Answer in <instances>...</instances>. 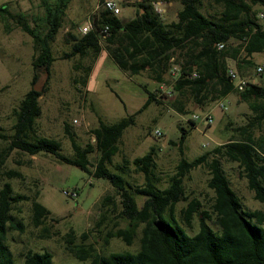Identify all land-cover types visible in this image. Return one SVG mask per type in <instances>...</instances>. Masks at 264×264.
Wrapping results in <instances>:
<instances>
[{"label": "trees", "instance_id": "trees-1", "mask_svg": "<svg viewBox=\"0 0 264 264\" xmlns=\"http://www.w3.org/2000/svg\"><path fill=\"white\" fill-rule=\"evenodd\" d=\"M176 1L180 8L176 21L169 24L161 22L147 0L138 2L143 11L126 22L101 9L91 13V28L86 33L66 31L65 39L70 48L62 55L63 58L75 57L71 82L78 91L86 84L103 42L105 52L116 67L130 75L146 71L157 84L165 83L171 63L177 64L180 75L172 82L170 92L175 95L172 107L180 114L189 111L185 107L186 100L203 107L232 92L247 104L252 114L244 125L232 128L225 142L190 160L183 154V142L196 123L188 118V128L179 126L176 141L166 140L177 146L179 159L164 187L158 186L159 178L154 174L152 148L131 160L123 157L122 163H113L123 130L133 124L134 116L149 103L158 102L156 95L144 86L146 98L135 111L110 123L98 120L91 128L94 143L81 145L64 124L72 151L70 155L60 152L57 139L36 133L35 119L41 112L38 97L46 87L55 59L51 43L64 23L69 0H42L41 14L33 17L11 11L6 3L0 4V22L4 30L18 27L30 37L33 50L31 84L38 74L46 75L42 88L36 91L30 87L11 110L13 122L9 136L0 134L8 143L6 151L0 152V178L1 175L20 177L17 170H3L7 150L17 149L29 155L49 153L95 179H105L113 188L118 198L117 217L124 220L125 225L105 230L101 237L104 244L116 237L130 245L139 227L135 251H115L107 255L85 243L84 232L80 235L81 242H73L74 234L69 230L64 238L65 248L84 264H264V144L253 134V127L264 120V84L257 81L237 92L227 76V59L234 61L240 74L247 75L255 65L252 55L264 53V21L258 14L260 9L264 10V0H214L220 6L216 14L201 11L204 0ZM105 25L107 31L101 37ZM218 42H223L224 47L217 49ZM174 52L175 57L170 56ZM193 71L194 77L185 76ZM92 153H95L93 160L89 156ZM222 160L237 164L253 199L260 203L259 207L243 206L222 168ZM201 164L209 170L207 186L213 192L204 209L197 198L184 195L182 183L187 173ZM130 165L141 173L140 184L126 177ZM136 196L142 197L140 205ZM113 198L111 194L99 198L96 228L112 212ZM21 200H30L31 223L34 227L42 225V235L49 234L44 222L55 220L36 196L30 198L15 193L9 181L4 180L0 185V264H16L7 243V232L10 229L22 231L21 222L12 214L14 205ZM180 200L185 202L179 209L182 221L174 215L175 204ZM194 215L198 217V228L188 234L182 223L189 227ZM19 255L21 264H54L51 252L46 249H26Z\"/></svg>", "mask_w": 264, "mask_h": 264}, {"label": "rangeland", "instance_id": "rangeland-1", "mask_svg": "<svg viewBox=\"0 0 264 264\" xmlns=\"http://www.w3.org/2000/svg\"><path fill=\"white\" fill-rule=\"evenodd\" d=\"M41 1L0 0V4L6 3L11 11L23 12L33 17L41 14L43 9ZM97 1L70 0L67 6L64 23L51 43L55 59L50 68L46 87L38 97L41 112L35 119L36 133L57 139L60 142V152L70 155L72 151L64 131V124L81 145L87 142L94 143L91 128L97 125L99 119L110 123L127 116L145 100L144 88L149 89L156 95L158 102L149 103L134 116L133 124L123 130L117 142L118 153L113 157V163H122L123 157L131 160L152 148L154 174L159 178L158 186L164 187L168 176L175 171L179 159L177 146L166 143V140L176 141L180 134L178 127L188 128L187 117L196 112V109L193 108L191 100L185 101V107L189 110L186 114H180L172 107L171 102L175 95L170 92L173 82L170 70L165 76L163 86L152 83L144 71L136 76L124 74L108 57L103 42L102 50L93 63L86 84L80 91L74 88L71 77L74 73L72 64L75 62V57H62L70 48L65 33L70 30L79 34L78 21L82 20L87 10L93 9ZM120 1V18L126 20L132 17L133 8L124 5V0ZM156 1L159 0H154L150 4L153 5ZM219 9V4L214 0H204L201 5V11L205 14H216ZM259 13L263 14L259 18L264 21V10L260 9ZM32 54L30 37L18 27L12 26L9 31H5L0 22V134L5 136H9L11 132L13 122L11 110L17 106L20 98L32 85ZM262 57L264 53L253 54L252 59L257 62ZM227 64L230 67L231 63ZM258 81L259 84H264V73L258 77ZM222 102L226 109H220L215 102L203 106L212 114L209 125L202 126L196 123L194 128L188 130L183 142V154L188 160L225 142L230 137L232 128L244 125L252 114L247 104L238 98L237 93H230L222 99ZM155 128L160 131V135L154 134ZM253 134L264 144V120L253 127ZM203 143L206 145L203 146ZM7 145V141L0 138V152L6 151ZM89 156L93 160L95 153ZM221 165L243 206L248 209L259 207L260 203L253 199L252 192L247 188L245 178L241 175L237 164L222 160ZM9 169L17 170L20 177L6 178L1 175L0 185L7 180L15 193L30 198L36 196L37 201L49 210L50 216L55 218L44 222L49 230L48 236H44L42 225L34 227L31 223L30 200H21L14 205L12 214L21 222L22 231L8 230L7 243L16 264L22 263L19 253L26 249L48 250L52 254L54 264H84L65 248L64 238L69 230L74 234L75 243L82 241L80 235L84 232L86 235L84 242L92 244L102 255L115 251L136 250L139 227L130 245H125L116 237L108 239L106 244L101 239L104 231L111 226L125 225V221L117 217L118 198L105 179H95L74 165L59 161L49 153L29 155L17 149L7 150L3 170ZM127 174L126 177L131 182L137 184L142 182L141 173L134 171L131 165ZM209 176L208 168L201 164L191 169L182 181L184 195L188 198H197L201 202L202 209L207 208L213 195L212 190L207 186ZM73 188L77 193L75 197H67L62 193ZM103 194L113 195L115 204L108 219L96 228L94 221L98 212L97 203ZM136 201L140 205L142 197L136 196ZM184 204L182 200L175 204L174 215L178 220L181 219L179 209ZM209 224L214 227L210 221ZM182 226L188 234L194 233L198 228V217L196 215L192 217L189 227L184 223Z\"/></svg>", "mask_w": 264, "mask_h": 264}, {"label": "built area", "instance_id": "built-area-1", "mask_svg": "<svg viewBox=\"0 0 264 264\" xmlns=\"http://www.w3.org/2000/svg\"><path fill=\"white\" fill-rule=\"evenodd\" d=\"M120 0H98L95 6L93 7L92 11L87 15L86 19L83 21V23L78 27V32L80 34L86 33L91 28L90 23V14L97 12L98 10H104L108 12L111 15L117 16L120 13ZM156 11H161V9L156 6ZM262 13H259V16L262 17ZM102 31L104 32L101 37H104L107 26H103ZM224 47L223 42L216 43V48L221 49ZM169 61H172V58L169 59ZM169 70L172 73V79L173 81L180 75L179 67L175 63H171ZM168 70V71H169ZM264 73V58L260 59L259 61L255 62V65L251 72L247 75L240 74L235 68H228L227 69V76L230 78V81L232 82V88L235 91H242L248 84H254L257 83L258 77ZM196 73L193 71L190 74L185 75L188 78L194 77ZM215 105L219 107L220 109H226V106L223 104L222 99L215 102ZM195 123L202 124L203 126L209 125L212 121V114L210 112H204L202 114L193 113L190 115V117ZM196 125V124H195ZM154 134L160 135V131L155 128ZM207 143V142H206ZM206 143H203L202 145L205 146ZM62 193L67 197H75L77 195L76 191L70 190V191H62Z\"/></svg>", "mask_w": 264, "mask_h": 264}, {"label": "crops", "instance_id": "crops-1", "mask_svg": "<svg viewBox=\"0 0 264 264\" xmlns=\"http://www.w3.org/2000/svg\"><path fill=\"white\" fill-rule=\"evenodd\" d=\"M140 1H142V0H124V5H127V6H131L132 8H133V16L132 17H130V18H128V19H126V20H123V19H121L120 18V16L119 15H117V17L119 18V20L121 21V22H126V21H128V20H130V19H132L133 17H135V16H137V15H139L143 10L138 6V2H140ZM144 1V0H143ZM146 1V0H145ZM152 1H154V0H147V2H152ZM69 2H70V0H69ZM163 2H164V4H163ZM177 3V4H176ZM68 5H69V3H68ZM178 5V6H177ZM156 6H158L160 9H161V11H156L155 10V7ZM152 8H153V10L155 11V13L157 14V16L160 18V20H161V22L162 23H164V24H169V23H171V22H174V21H176V12H177V10L180 8V6H179V3L176 1V0H159V1H156V3H154L153 5H152ZM92 11V9L91 10H87L85 13H84V15H83V18H82V20L81 21H78V22H80L79 23V26L82 24V22H83V20H84V18H86V16H87V14H89L90 12ZM79 26H77V27H79ZM176 53L174 52L172 55H170V56H172V57H175L174 55H175ZM253 56V55H252ZM172 57H170V58H172ZM262 58H264V57H262ZM227 63H231V65H230V67L229 68H235L236 69V67H235V64H234V61L233 60H230V59H227ZM118 68V67H117ZM237 70V69H236ZM124 72V74H126L127 72L126 71H123ZM141 72H143V71H140L138 74H140ZM145 73H146V71H144ZM128 74V73H127ZM138 74H135V75H130V74H128L129 76H136V75H138ZM147 74V73H146ZM167 74V73H166ZM166 74H165V76H166ZM148 76V75H147ZM150 79V78H149ZM151 80V82L152 83H154L155 85H159V86H163V84L164 83H160V84H157L154 80H152V79H150ZM259 82V81H258ZM257 82V83H258ZM230 93H228L226 96H228ZM225 96V97H226ZM239 98V97H238ZM193 106V108H195L196 109V112H194V113H197V114H202V113H204V112H208V109L207 108H203V107H197L195 104H193L192 105ZM205 106V105H204ZM191 114H193V113H191ZM190 114V115H191ZM190 115L187 117V118H189L190 117Z\"/></svg>", "mask_w": 264, "mask_h": 264}, {"label": "water", "instance_id": "water-1", "mask_svg": "<svg viewBox=\"0 0 264 264\" xmlns=\"http://www.w3.org/2000/svg\"><path fill=\"white\" fill-rule=\"evenodd\" d=\"M46 79V75H41V74H38L36 79L33 81L31 87L33 90H36V91H39L43 84H44V81Z\"/></svg>", "mask_w": 264, "mask_h": 264}]
</instances>
